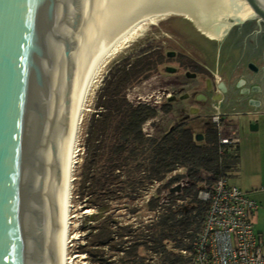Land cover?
Wrapping results in <instances>:
<instances>
[{
	"label": "water",
	"instance_id": "95a60500",
	"mask_svg": "<svg viewBox=\"0 0 264 264\" xmlns=\"http://www.w3.org/2000/svg\"><path fill=\"white\" fill-rule=\"evenodd\" d=\"M154 34L170 38L145 48L195 47L198 60L220 64L224 76L250 77L237 67L263 66L258 52L244 49L264 48V0H0V264H66L87 95L110 59ZM172 110L170 129L184 117L180 106Z\"/></svg>",
	"mask_w": 264,
	"mask_h": 264
},
{
	"label": "trees",
	"instance_id": "16d2710c",
	"mask_svg": "<svg viewBox=\"0 0 264 264\" xmlns=\"http://www.w3.org/2000/svg\"><path fill=\"white\" fill-rule=\"evenodd\" d=\"M163 63L164 54L158 51L117 70L101 89L89 120L77 179V197L84 207L101 212L123 199L135 201L139 191L160 185L147 205L155 214L151 223L135 228L106 215L85 229L91 232L78 252L92 264H148L146 252L159 257L153 264H191L181 251L191 250L193 235L200 230L208 210L197 198L202 172L219 180L240 166L239 147L229 148L221 161L214 128L207 129L202 140L186 123L159 137L147 132L146 126L158 118L160 110L169 114L170 106L159 110L150 103L136 104L127 92ZM179 169H185L186 175H173ZM185 176L191 186L179 195L171 194L169 204L161 205L163 191L171 190ZM177 200L185 203L179 205ZM115 256L122 257L114 261Z\"/></svg>",
	"mask_w": 264,
	"mask_h": 264
},
{
	"label": "rangeland",
	"instance_id": "374dc122",
	"mask_svg": "<svg viewBox=\"0 0 264 264\" xmlns=\"http://www.w3.org/2000/svg\"><path fill=\"white\" fill-rule=\"evenodd\" d=\"M170 38L167 34H154L147 35L146 37L140 39L134 45L130 46L126 50L122 51L120 54L113 57L107 64L103 67L101 73L96 78V81L91 88L90 97L86 103L85 112L83 115V121L80 127V132L78 134L77 139V155L78 162L74 171V183H73V193H72V203L70 210L71 217V226H70V234H69V248H68V261L69 264H92L88 261V258L84 254H79L78 247L80 244L86 242L87 234L91 232V230L85 231L88 229L90 224L96 223L95 221L101 220L106 215H112L118 223L121 225H134L135 228L147 225L151 223L155 219V214L148 211V199H150L154 193H156V189L158 187H154V189L150 188L149 190L139 191L140 197L131 201L129 199H123L119 202L113 203L112 207L109 209H104V211L99 212L95 209H90L89 207H84L80 200L77 197V179L80 172V166L84 157V139L86 137L87 126L92 114L95 112V106L97 104V99L100 94L101 89L105 86L106 83H109L112 79L115 72L122 67H125L129 64H134L138 59L147 55L154 56L155 53L163 52L164 54V63L161 64L156 71H152L150 77L146 80L139 82L136 86L130 88L128 90V98L133 103H150L160 110L163 106H168V104H160L167 102V96L173 95L174 91H178L180 86L188 85L184 90L175 94V96H179L184 94L191 85L194 83H173L174 80L177 79V75H170L165 71V65L171 67H178L179 60L167 59V53L174 52L180 56V52L177 51L172 46L163 47V44L169 45L168 41H159V45H153L149 48L147 47L153 40L160 38ZM171 82V83H170ZM178 84V85H177ZM195 85V84H194ZM154 96V101H152V97ZM148 101V102H147ZM181 106L180 103H176L172 106ZM171 119H173V115L165 114L161 110L159 112L158 118L151 121L147 126L146 130L148 133L155 137H159L167 132L172 127ZM241 134L243 138H245L242 143V152L245 155H248L252 161L245 160V155L243 154L242 163L240 166L239 176L231 177L230 183L234 186H239L245 191L249 189L250 181L247 179V175L250 173V169H254L255 172H262L264 174V129L255 131H249L251 128L249 125H241L240 126ZM202 134V131H198ZM245 132L248 133L251 137L247 138ZM249 152V153H247ZM247 157V156H246ZM252 171V170H251ZM177 174L184 175L186 174L185 169H181L177 171ZM174 175V174H173ZM246 176V177H245ZM264 182V181H263ZM264 186V184H263ZM249 191H253L249 189ZM136 209L137 213L133 214L132 210ZM89 211V212H87ZM106 254L108 257L111 256L109 250H106ZM147 255V263L153 264V262H157L159 260L158 256L153 255L150 252L145 253ZM113 256V255H112ZM122 256H115L113 260H118Z\"/></svg>",
	"mask_w": 264,
	"mask_h": 264
},
{
	"label": "flooded vegetation",
	"instance_id": "af4514ba",
	"mask_svg": "<svg viewBox=\"0 0 264 264\" xmlns=\"http://www.w3.org/2000/svg\"><path fill=\"white\" fill-rule=\"evenodd\" d=\"M186 21L194 25L187 18ZM251 23H254V21ZM259 27L262 28L261 26ZM231 30L229 29L225 35ZM262 37L264 41V36L262 35ZM212 40L220 41L222 38ZM186 43L189 44L188 46L192 45L187 41ZM254 46L259 50L254 51L252 50V46L247 45L244 49L245 54L258 52L257 56L261 59L263 66L259 67L255 63L250 62L237 67V69H241V72H243L244 68L249 71L250 77L232 73L227 77L224 76L220 64L212 69L199 61L195 47L196 50L191 46L189 47L192 52L186 48L187 53H181L180 56L174 52L167 53L166 55V60H179L178 67L165 65V71L168 74L178 76L173 83H179L180 85L182 83H194L195 85L192 84L191 87L197 91L193 95L185 92L179 96H167L171 114L174 113L172 110L173 105L176 103H180L181 105L184 117L182 116L183 119L177 125L188 124L198 135L199 140L203 139L207 129L214 128L218 132V142H220L218 127H222L224 131L222 136H229L233 133L238 138V143L225 146L226 152L222 156V161H224L223 158L226 156L229 148L239 147L241 149L242 143L245 140L241 134V125H249L251 131L257 127L264 129V48H259L261 43H257ZM262 46H264V43ZM253 49L255 48L253 47ZM186 87L188 85L180 86L182 89ZM188 106L190 108H187ZM194 108H197L198 111L192 114L191 110ZM201 109L205 110V113H202ZM216 117L219 118V122H215L214 119ZM198 131H202V134Z\"/></svg>",
	"mask_w": 264,
	"mask_h": 264
},
{
	"label": "built area",
	"instance_id": "2783aa9c",
	"mask_svg": "<svg viewBox=\"0 0 264 264\" xmlns=\"http://www.w3.org/2000/svg\"><path fill=\"white\" fill-rule=\"evenodd\" d=\"M214 120L219 122L218 117ZM218 129L219 157L222 161L225 146L236 144L239 140L233 133L222 136V127ZM176 174L177 171L174 172ZM202 180L197 198L208 206V210L200 230L193 235L191 250L181 251L182 256L189 258L191 264H264V245L255 232L253 221L258 203L241 188L230 184L226 177L215 180L213 175L203 171ZM178 185L181 191L173 193L172 189ZM159 186L156 184L152 189ZM190 186V179L185 176L171 190L163 191L160 204L168 205L171 194L179 195ZM177 202L179 205L185 203L182 200Z\"/></svg>",
	"mask_w": 264,
	"mask_h": 264
},
{
	"label": "crops",
	"instance_id": "0c3cea01",
	"mask_svg": "<svg viewBox=\"0 0 264 264\" xmlns=\"http://www.w3.org/2000/svg\"><path fill=\"white\" fill-rule=\"evenodd\" d=\"M232 121H234V120H232ZM235 121H237V120L235 119ZM258 130H260L259 127L252 129V131H255V132H257ZM249 131H251V130H249ZM245 135H247L246 139H248V137H251L246 132H245ZM240 150H241V163H242L244 153L242 152V148ZM247 153H249V152H247ZM248 155H245V160L247 159V161H252L251 164H253V160L250 159V157ZM241 163H240V166H241ZM240 166L238 168L234 169V171L229 173L228 177H226L228 179L229 183H230L231 177L239 176L238 174L240 172ZM247 176H248L247 179H249V181H250L249 189H252L253 191H249V189L245 191L241 187H239V186L238 187L241 188L244 192H246L248 197L251 198L252 200H254L255 202H257L259 205L258 210L254 214L253 221H254L255 232L259 236L261 243H263V245H264V186H263L264 174H262V172L261 173L260 172L254 173V169H252V167H251L250 173Z\"/></svg>",
	"mask_w": 264,
	"mask_h": 264
},
{
	"label": "bare ground",
	"instance_id": "6f19581e",
	"mask_svg": "<svg viewBox=\"0 0 264 264\" xmlns=\"http://www.w3.org/2000/svg\"><path fill=\"white\" fill-rule=\"evenodd\" d=\"M111 60V59H110ZM109 60V61H110ZM108 61V62H109ZM102 71V70H101ZM101 71L99 72V74L101 73ZM98 74V75H99ZM97 75V77H98ZM96 77V78H97ZM96 81V79H95ZM95 81L93 82L91 88L93 87ZM91 88L89 90V93L87 95V98H86V101H85V105H84V110H83V114H82V117H81V121H80V125H79V129H78V134L80 132V127H81V124H82V121H83V115H84V112H85V107H86V103L90 97V92H91ZM78 134H77V137H76V141H75V148H74V157H73V167H72V172H71V183H70V199H69V211H68V240H67V255H66V264H69V261H68V248H69V234H70V226H71V217H70V210H71V203H72V193H73V183H74V171H75V168H76V165H77V160H78V155H77V139H78ZM89 212V211H87Z\"/></svg>",
	"mask_w": 264,
	"mask_h": 264
},
{
	"label": "clouds",
	"instance_id": "9594fccd",
	"mask_svg": "<svg viewBox=\"0 0 264 264\" xmlns=\"http://www.w3.org/2000/svg\"><path fill=\"white\" fill-rule=\"evenodd\" d=\"M243 83V82H242Z\"/></svg>",
	"mask_w": 264,
	"mask_h": 264
}]
</instances>
